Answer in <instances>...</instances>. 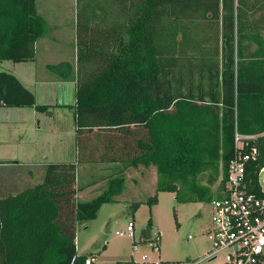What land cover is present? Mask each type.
<instances>
[{"label":"trees","instance_id":"1","mask_svg":"<svg viewBox=\"0 0 264 264\" xmlns=\"http://www.w3.org/2000/svg\"><path fill=\"white\" fill-rule=\"evenodd\" d=\"M78 1V157L50 161L41 181L0 195V264H85L94 253H78L77 231L116 201L130 167H156L150 205L159 191L211 202L235 154L236 130L264 132V0ZM47 31L37 0H0V63L34 60ZM65 63L49 67L60 72ZM0 106L52 113L55 105L38 103L15 73L0 70ZM257 146L254 185L264 135ZM101 162L114 172L80 199L79 167ZM152 226L149 218L145 232Z\"/></svg>","mask_w":264,"mask_h":264},{"label":"rangeland","instance_id":"2","mask_svg":"<svg viewBox=\"0 0 264 264\" xmlns=\"http://www.w3.org/2000/svg\"><path fill=\"white\" fill-rule=\"evenodd\" d=\"M38 4L40 7L46 4L53 5L60 13L59 19L64 25L61 26L60 44L64 48L63 53L70 54L74 44L73 29H77V13L82 10V4H79L78 0H38ZM218 28L220 31L221 25ZM216 29L217 26L207 29V32L214 33ZM15 63L5 60L0 63V70L16 71ZM71 91V103L74 104V90ZM38 96L40 100H44L42 93ZM44 96H46L45 92ZM37 102L40 103L38 100ZM15 109L16 107L5 112L4 117L0 115V141H5L0 144V160L7 162L23 160L28 156L25 155L26 150L35 151L42 159L48 154L52 160L63 155H65L63 158L75 160V133L70 137L68 134H62L71 127L75 131L72 110L68 108L58 110L59 105H55L52 113L37 111L40 114L38 124L31 123L34 120L24 119L27 118L25 115L17 116ZM12 113L16 116H12ZM54 113L55 116H52ZM7 139H15V141L8 142ZM104 165L106 163L101 162L79 167L77 185H92V188L85 192V198L93 194L95 191L92 190L93 188L99 190L106 185L108 175L114 172L113 168L104 169ZM147 170L148 172L144 171L138 175L136 168L126 169L125 189L116 201L102 205L95 219L80 225L76 236L78 253L84 255L94 252L97 259L92 264H116L118 261L132 259L140 264H223L222 256L215 260L202 259L212 247L207 236L211 227V202L183 203L176 199L175 192L159 191L158 202L150 205L147 201L157 192L158 172L156 167ZM23 171V167L19 168L12 164L0 168V173L7 178V185L0 186L2 189L0 194L14 193L37 182L21 178ZM201 179L206 183V177ZM218 183L216 182L212 187L213 191ZM135 202H140V205L133 206ZM149 218H153V226L151 231L146 233ZM130 222L135 225L133 237L127 233ZM156 231L161 233L160 245L158 248H153L152 241L149 240Z\"/></svg>","mask_w":264,"mask_h":264},{"label":"built area","instance_id":"3","mask_svg":"<svg viewBox=\"0 0 264 264\" xmlns=\"http://www.w3.org/2000/svg\"><path fill=\"white\" fill-rule=\"evenodd\" d=\"M262 135L264 132H235V154L228 164L219 195L210 203L211 227L207 236L212 247L202 259L215 260L222 256L223 264H264V167L258 171V185H254L250 175V166L260 155L257 141ZM134 227L130 222L127 228L131 237ZM160 238V231L154 232L153 248L159 247ZM96 259L92 255L85 264H92ZM121 264L140 262L128 260Z\"/></svg>","mask_w":264,"mask_h":264},{"label":"crops","instance_id":"4","mask_svg":"<svg viewBox=\"0 0 264 264\" xmlns=\"http://www.w3.org/2000/svg\"><path fill=\"white\" fill-rule=\"evenodd\" d=\"M37 9L39 14L46 20V23L48 25V31L44 36L40 37L36 41L35 59L30 61L16 62L15 64L17 65H15L14 68L16 71H13V73H15L22 80V82L27 88H29L35 93L36 98L40 103L53 104L57 106L59 105L58 110H65L66 108H68L70 111L71 110L73 111L72 113L74 117V108H73L74 104L71 103V98H72L71 90H74V95H75L74 103H75L76 89H77V71H78L77 29H73V38H72L73 42L72 41L71 42L74 44L73 46L71 45L72 49L70 51V54H64L63 53L64 48L60 44L61 41L60 38L62 32L61 26H64L62 25L63 24L62 20L60 21L59 19L60 13L53 5L46 4V6L40 7L38 4V0H37ZM83 37H87L86 31L84 32ZM82 47H85L84 44H82ZM59 50L60 52L58 53ZM63 62L66 63L64 64V66L61 67L60 72L54 71L49 67L50 65L60 64ZM44 92L46 96H44ZM41 93L43 95L42 98L44 100H40L41 98L38 96ZM13 109L14 107L0 106V112H2L0 115L4 117L5 112H9ZM15 110L17 116L22 117L25 115L27 118L24 119H28L30 121L34 120L31 123L34 122L39 124L38 117L40 114L37 112V110L34 107H16ZM11 115L16 116L15 113H12ZM52 116H55V113L54 115L52 114ZM55 124L57 123L55 122ZM57 125L59 127V124ZM66 132H63L62 134L64 135L68 134L69 137L75 133L72 127L69 128ZM15 139H10V140L7 139V141L14 142ZM4 142L5 141H0V144H3ZM75 153H76V158L74 161H76L78 157L77 145L75 147ZM25 155L28 156H25L23 160L18 159L14 162H7L5 160H0V168H4L8 164L10 165L12 164L13 166H17L19 168L23 167L24 171L21 174V178H23L26 181L35 180L39 182L42 180L44 170L48 162L73 161V160H68L67 158H63L65 157V155L63 154H62L63 156H61L60 158H53V160L49 157L48 154H46L44 156L45 158L42 159L39 158L37 153H35V151L33 150L31 151L26 150ZM34 156L36 157L34 158ZM114 166H115L114 164H106L103 166V168L111 169L114 168ZM131 168H136L138 175H141L142 173H144V171L148 172V170L146 171L145 169H143V166L130 167V169ZM6 182H7V178L3 173L2 174L0 173V186L7 185ZM29 185H33V184H29ZM79 187L80 190L78 191V196L80 199H90L96 194V191L98 190L96 188L95 189L93 188L92 190H95L94 192L91 190L93 194L85 198V192L88 189L92 188V185H79ZM93 255H95V253Z\"/></svg>","mask_w":264,"mask_h":264}]
</instances>
